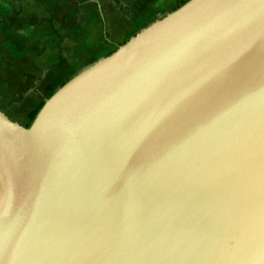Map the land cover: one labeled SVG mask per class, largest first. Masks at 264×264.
I'll return each mask as SVG.
<instances>
[{
	"label": "water",
	"instance_id": "1",
	"mask_svg": "<svg viewBox=\"0 0 264 264\" xmlns=\"http://www.w3.org/2000/svg\"><path fill=\"white\" fill-rule=\"evenodd\" d=\"M0 264H264V0H189L0 110Z\"/></svg>",
	"mask_w": 264,
	"mask_h": 264
},
{
	"label": "rangeland",
	"instance_id": "2",
	"mask_svg": "<svg viewBox=\"0 0 264 264\" xmlns=\"http://www.w3.org/2000/svg\"><path fill=\"white\" fill-rule=\"evenodd\" d=\"M179 4L0 0V110L25 125L43 98Z\"/></svg>",
	"mask_w": 264,
	"mask_h": 264
},
{
	"label": "trees",
	"instance_id": "3",
	"mask_svg": "<svg viewBox=\"0 0 264 264\" xmlns=\"http://www.w3.org/2000/svg\"><path fill=\"white\" fill-rule=\"evenodd\" d=\"M187 1H189V0H183L180 4H179V6L178 7H180V6H182L183 4H185ZM178 7H176L175 9H177ZM175 9H173V10H175ZM125 43V42H124ZM123 44V43H122ZM119 45H121V44H119ZM119 45H118V47H119ZM117 47V48H118ZM116 48V49H117ZM115 49V50H116ZM114 50V51H115ZM113 51V52H114ZM112 53V52H111ZM110 53V54H111ZM68 81V80H67ZM66 81V82H67ZM65 82V83H66ZM65 83H63L62 85H64ZM54 93V92H53ZM53 93H51L49 96H47L42 102H40L39 104H37L36 105V107L33 109V110H31L30 112H29V114H28V121H27V123L25 124V126L26 127H30L31 126V124L33 123V121L35 120V118H36V116H37V114L39 113V111L41 110V108L43 107V105L45 104V101H46V99H48L49 97H51L52 95H53Z\"/></svg>",
	"mask_w": 264,
	"mask_h": 264
},
{
	"label": "crops",
	"instance_id": "4",
	"mask_svg": "<svg viewBox=\"0 0 264 264\" xmlns=\"http://www.w3.org/2000/svg\"><path fill=\"white\" fill-rule=\"evenodd\" d=\"M182 1H183V0H180V3H181ZM121 6H122V5H121ZM178 6H179V5H178ZM178 6H176V7H178ZM176 7H175V8H176ZM175 8H174V9H175ZM136 33H138V32H136ZM134 35H135V34H134ZM127 40H128V39H127ZM125 41H126V40H125ZM123 43H124V42H123ZM121 44H122V43H121ZM45 98H46V97H45ZM45 98H43L42 101H43ZM42 101H40V102H42ZM40 102H39V103H40ZM39 103H38V104H39ZM32 110H33V109H32Z\"/></svg>",
	"mask_w": 264,
	"mask_h": 264
}]
</instances>
